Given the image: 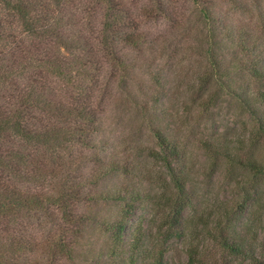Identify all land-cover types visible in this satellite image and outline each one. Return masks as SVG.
Here are the masks:
<instances>
[{
    "label": "trees",
    "instance_id": "1",
    "mask_svg": "<svg viewBox=\"0 0 264 264\" xmlns=\"http://www.w3.org/2000/svg\"><path fill=\"white\" fill-rule=\"evenodd\" d=\"M173 1L145 0L139 20L169 19ZM189 1L207 33L209 72L201 81L215 88L206 105L221 95L238 100L264 142V43L246 28L228 25L229 13L221 15L218 0ZM223 1L250 13L245 1ZM89 6L101 18L92 40L78 29L84 17L77 21ZM137 20L125 0H0V264H182L169 261L170 241L185 240L188 226L196 224L186 216L192 198L179 146L160 125L162 93L134 98L155 144L146 155L140 150L121 162L109 160L103 119L90 98L100 78L96 51L110 67L106 82L125 91L135 67L120 48L141 53L151 45ZM223 38L230 48L218 43ZM151 71L162 91V75L153 66ZM51 80L57 88L48 85ZM203 147L264 178V159L244 161L230 148L206 142ZM149 158L164 172L151 191L130 181L135 174L148 181L142 163ZM119 177L125 179L120 185ZM103 203L109 205L106 217L99 215ZM94 226L100 231L96 237L89 231ZM213 228L211 238L231 261L206 260L194 231L184 264H264L242 236L225 232L221 222ZM91 244H100L93 261L82 254Z\"/></svg>",
    "mask_w": 264,
    "mask_h": 264
},
{
    "label": "rangeland",
    "instance_id": "2",
    "mask_svg": "<svg viewBox=\"0 0 264 264\" xmlns=\"http://www.w3.org/2000/svg\"><path fill=\"white\" fill-rule=\"evenodd\" d=\"M241 1L248 3L250 13L233 10L226 2L218 0L221 15L229 13L226 16L228 25L246 28L254 39L259 37L264 43V0ZM125 2L132 16L138 18L141 33L151 45L144 46L141 53L128 47L120 48L122 54L133 60L131 64L135 67L130 72L124 92L117 89V82H106L104 77L109 74L110 67L102 53L95 50V59L100 63L101 70L99 82L92 87L90 98L97 114L103 119L105 132L102 139L106 143L109 160L121 162L132 159V153L140 150L146 155L154 147V139L137 113L134 98L145 101L148 100L145 95H154L156 91L162 93L160 125L167 132L169 140L179 146L182 163L189 175L192 198V208L186 216L196 224V228L187 225L185 240L170 241L169 261L186 263V242L191 241L190 233L196 231V242L203 243V257L206 260L230 262L219 240L215 236L212 239L209 234L211 231L214 233L213 227L218 222L226 226L225 232L239 234L248 244H252L259 257H264V178L248 167L231 163L225 157L211 155L203 147L206 142L220 149L230 148L242 155L244 161L248 156L263 160L264 142L257 133L251 113L238 100L221 95L217 103L206 105L207 96L215 86L207 79L201 81L209 72L207 33L197 19L196 8L189 0H174L168 7L169 19L158 17L139 20L140 12L146 7L145 0ZM88 9L89 13L77 17L78 22L84 17L78 23V29L92 40L100 29L101 18L98 8L89 6ZM218 41L223 47L230 48V43L224 38ZM222 57L228 61L231 54L225 50ZM137 65L141 67L136 68ZM152 66L162 75V91L152 83ZM48 85L58 87L52 80ZM106 86L108 88L104 90ZM142 164V172L145 177H149L148 181L142 180L139 174L131 176L130 181L135 186L141 185L151 191L164 172L150 158ZM122 180L125 179L117 178L116 184L120 185ZM109 182L113 183L108 181L106 184ZM101 207L102 213L99 215L108 216L109 205L103 203ZM93 210L99 211L98 207ZM138 215L139 212L130 222H135ZM89 231L94 237L100 234L97 226L91 227ZM99 246L91 244L90 248L82 250V254L93 261Z\"/></svg>",
    "mask_w": 264,
    "mask_h": 264
}]
</instances>
